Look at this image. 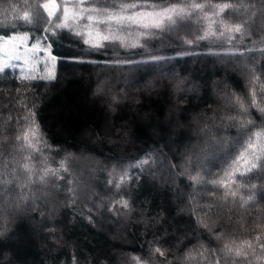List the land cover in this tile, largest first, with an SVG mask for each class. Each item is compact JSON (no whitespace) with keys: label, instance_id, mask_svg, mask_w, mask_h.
Wrapping results in <instances>:
<instances>
[{"label":"trees","instance_id":"16d2710c","mask_svg":"<svg viewBox=\"0 0 264 264\" xmlns=\"http://www.w3.org/2000/svg\"><path fill=\"white\" fill-rule=\"evenodd\" d=\"M17 2L0 0V21L5 19L4 9ZM199 34L192 27L157 34L141 41L143 47L106 41L93 47L64 30L49 37L57 58L54 80L26 82L14 70L0 75V150L5 153L0 159L12 161L15 156L9 169L25 162L23 155L28 153L15 152L11 145L24 126L22 117L31 110L47 145L43 157L35 161L37 175L45 166L59 168L61 160L68 167L67 172H59L62 180L50 178L47 185H30L31 191L24 190L30 199L0 216V264H133V257L147 264H188L184 253L201 244L207 249L206 259L199 258L196 264H211L213 250L220 255L214 232H241L242 226L245 237L264 233V227H254L264 225V176L241 178L257 185L241 189L245 196L249 191L255 196L246 208L223 202V190L188 179L197 172L206 179L216 178L226 167L222 158L239 148L234 144L238 127L221 117L236 115L229 94L245 97L248 70L261 74L264 32L254 30L250 37L241 41L238 36L231 43L187 44L180 39ZM220 59L225 63H216ZM240 60L247 64L238 66ZM158 65L176 68V76L160 78L153 89L144 85L126 89L115 81V96L126 89L127 97L108 107L105 93L100 94L103 72L128 68L141 83L153 78L151 70ZM187 78L196 87L179 91L178 82ZM249 111L250 117L241 118L257 123L264 119L256 109ZM118 131L120 136H114ZM204 136L203 152L198 143ZM222 139L230 142L224 149L214 144ZM77 157L93 159L100 169L96 176L87 173L82 188L74 176ZM44 158L46 164L41 162ZM145 159L148 163H139ZM177 165H182L180 170ZM124 172L128 179L117 189ZM53 185L59 188L49 196L42 193ZM122 199L128 200V209L116 203ZM201 218L211 232L197 223ZM155 246L164 249L166 256L152 254Z\"/></svg>","mask_w":264,"mask_h":264},{"label":"snow or ice","instance_id":"6c2138e0","mask_svg":"<svg viewBox=\"0 0 264 264\" xmlns=\"http://www.w3.org/2000/svg\"><path fill=\"white\" fill-rule=\"evenodd\" d=\"M8 8L12 10L11 19L8 18ZM8 8L4 9L5 19L0 21V75L23 64L21 72L27 71L19 78L26 82L55 79L56 57L51 52L54 41H50L49 37H57L64 30L84 38V43L93 47H102L105 41L122 47H143L141 41L150 40L157 34L179 32L192 27L200 34L192 39L180 37L187 44L198 41L231 43L238 36L241 41L245 36L250 37L254 30L257 33L264 32V0H18L17 3L9 4ZM261 42L264 43V38ZM259 51L264 52V48ZM38 69L42 70V74ZM248 71L250 79L245 97L229 94L236 115L221 117L222 122L230 121L232 126L238 127V138L234 144H238L239 148L234 149V155L226 154L222 158L227 161L226 167L216 178L206 179L199 172L188 176L196 185L210 184L214 189L223 190L220 199L238 208H246L255 200L251 191L245 196L241 189L257 187L241 178L264 176V119L257 123L251 118H241L250 117V108L256 109L264 117V80L261 79L264 68L261 74H257L255 69ZM8 119L11 120V117ZM22 119L24 126L14 136L16 143L11 147L15 152L28 154L23 155L24 163L11 169L9 164L15 163V156L12 161L0 159V216L30 199L24 191H31L30 185H47L50 178L62 180L64 177L59 175L60 170L68 171L66 160H61L59 168L45 166L37 175L35 161L43 157L47 145L40 134L35 112L29 110ZM4 156L3 150H0V158ZM41 162L46 164V158ZM139 163L145 164L148 160ZM9 175L10 179L5 178ZM127 179V172H124L115 187L120 189ZM108 183L112 184V181ZM72 191L69 189V192ZM116 203L124 209L130 207L128 200L122 199ZM197 223L212 231L204 218ZM254 227L261 228L264 225L256 223ZM213 238L219 245L220 255L217 256L213 250L211 264H264V233L245 237L241 226V232H214ZM206 251L201 244L185 252L183 259L188 264H196L199 258L206 259ZM152 254L164 257L166 251L155 246ZM132 259L133 264H147L141 257Z\"/></svg>","mask_w":264,"mask_h":264},{"label":"rangeland","instance_id":"374dc122","mask_svg":"<svg viewBox=\"0 0 264 264\" xmlns=\"http://www.w3.org/2000/svg\"><path fill=\"white\" fill-rule=\"evenodd\" d=\"M216 63L219 64H223L225 63L224 60L220 59V60H216ZM238 66L240 65H246L247 62H245V60H240L238 61ZM23 64L20 65V67H18L17 69H15L14 71H16L18 74L23 75L26 73L27 69H25V73L21 72V68H23ZM49 67H51V63L49 65ZM56 68H57V58L55 61V74H56ZM121 69V68H120ZM152 74L151 76L153 78L150 79H146V80H142V82L144 83H140L139 80L136 77L135 72H133V70L130 69H122V70H112V71H107V72H103L105 79L103 82V86L102 89H100L102 92L100 94H102L103 92L105 93L106 96H104L105 101L108 103V107L111 109L112 108V104H117L119 102L124 101V99H126L127 97V90L130 87H136L137 85H141L146 88L149 89H153L157 83L160 81V78L163 79H169L172 78L174 75L176 76V68L171 69L170 65H158L157 67H155V69L151 70ZM38 72L40 74H42V70L38 69ZM114 77V78H112ZM156 77V78H155ZM115 81H117L118 83H123L125 85V90L119 91L118 95L115 96V86L114 83ZM179 91L180 90H193L196 87V83L192 82V80H189L188 78L183 80L182 82H178L177 84ZM143 88V87H142ZM156 88V87H155ZM99 89H97V92L100 91ZM114 94V95H113ZM106 103V104H107ZM108 108V109H109ZM203 135V134H202ZM114 136H120V131H118V134H114ZM205 136L204 138L199 139V143L201 145V149L204 152L205 151ZM214 144L218 147H222L223 149L228 147V145L230 144V142H228L227 140H219V141H215ZM196 145H194V149H196ZM78 165L74 166V176L78 181V185L79 187L82 188L83 184H84V180L85 177L87 175V173L93 174L96 176V170L99 171V163H96L93 159H90L89 157H85V158H81V157H77L76 158ZM158 162L160 163L162 158H158ZM190 160L188 159V162ZM95 166H97V168L95 169ZM182 167V165H177L176 168H178V170H180V168ZM177 174H181V171L176 172ZM53 188H59V186H51V189H45L43 190L42 193H44L45 195L49 196L50 192L53 190ZM17 208V207H16ZM15 208V209H16Z\"/></svg>","mask_w":264,"mask_h":264}]
</instances>
